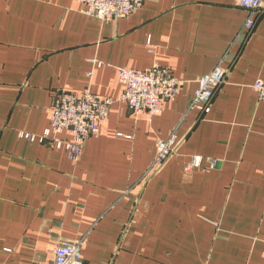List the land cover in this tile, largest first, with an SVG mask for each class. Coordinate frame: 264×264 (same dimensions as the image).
I'll list each match as a JSON object with an SVG mask.
<instances>
[{"label":"crops","instance_id":"0c3cea01","mask_svg":"<svg viewBox=\"0 0 264 264\" xmlns=\"http://www.w3.org/2000/svg\"><path fill=\"white\" fill-rule=\"evenodd\" d=\"M80 9L0 0V264L48 263L80 238L83 264H264V0L250 33L239 0H144L108 23ZM218 64L211 104L188 109ZM153 65L182 81L175 99L152 117L114 101L77 161L19 137L42 133L59 90L116 99L119 68ZM170 134L175 154L142 182ZM192 155L220 163L185 174Z\"/></svg>","mask_w":264,"mask_h":264},{"label":"built area","instance_id":"2783aa9c","mask_svg":"<svg viewBox=\"0 0 264 264\" xmlns=\"http://www.w3.org/2000/svg\"><path fill=\"white\" fill-rule=\"evenodd\" d=\"M81 4L80 11L97 21L108 23L112 19L123 18L139 9L144 0H75ZM263 0H239L241 8L247 11L244 23L246 33L254 27ZM227 70L216 65L212 71L201 75L196 80L187 108L201 114L211 104L216 91L225 80ZM90 75V73H89ZM118 82L122 90L116 99L102 98L88 88L79 94L59 90L52 98L47 127L35 135L19 132V137L27 142L48 145L56 150H64L67 158L75 162L82 152L86 139L95 137L99 125L109 113L111 104L118 101L137 117L145 113L149 117L160 114L165 103L172 101L182 84L166 67L153 65L144 69L119 68ZM256 99L264 102V79H258L252 86ZM65 137H62V136ZM179 141L170 134L166 139L155 143L154 156L149 167L142 174V182L160 171L163 165L176 152ZM220 163L219 159L207 156L192 155L183 165L182 171L187 174L193 169L211 170ZM84 239L73 241L59 239L52 249L53 258L48 263H40L35 257L33 264H83L81 250Z\"/></svg>","mask_w":264,"mask_h":264}]
</instances>
